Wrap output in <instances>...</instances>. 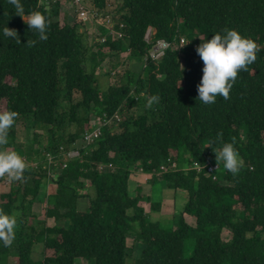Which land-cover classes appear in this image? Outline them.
Listing matches in <instances>:
<instances>
[{"label":"trees","instance_id":"obj_1","mask_svg":"<svg viewBox=\"0 0 264 264\" xmlns=\"http://www.w3.org/2000/svg\"><path fill=\"white\" fill-rule=\"evenodd\" d=\"M67 1L20 0L25 15L46 17L47 39L40 40L8 0H0V29L15 30L19 39L0 34V112L5 103V111L18 113L8 144L0 147L26 164L22 177L0 193V212L16 218L13 243L0 244V264L10 258L15 264H264V0H114L122 36L94 46L70 15L73 0ZM82 1L102 9L107 0ZM223 29L252 39L256 59L238 71L227 100L217 96L205 105L197 99L203 62L195 49ZM105 32L99 27L98 35ZM157 40L169 47L152 60ZM125 53L143 64L141 72L126 62L122 75L99 88L102 64L112 63L115 71ZM151 95L159 102L145 108ZM104 114L113 120L100 136L75 149L93 117ZM20 130L33 139L22 142ZM224 142L242 159L236 175L216 163L212 148ZM74 150L78 156L67 157ZM214 164L219 170L207 174ZM135 172L149 175L153 185L185 191L184 213L193 223L183 214L171 228L149 220L140 203L150 198L140 187L129 195ZM45 183L54 188L45 195L52 227L34 212ZM36 245L39 261L32 258ZM187 245L192 251L185 257Z\"/></svg>","mask_w":264,"mask_h":264},{"label":"clouds","instance_id":"obj_2","mask_svg":"<svg viewBox=\"0 0 264 264\" xmlns=\"http://www.w3.org/2000/svg\"><path fill=\"white\" fill-rule=\"evenodd\" d=\"M14 13L25 20L29 29L35 30L40 40L47 39V20L40 11H31L27 15L20 0H8ZM0 34L19 43L15 30L7 26L0 29ZM28 43V42H27ZM256 43L243 37L234 29H223L211 39L200 42L195 51L203 62L202 77L197 85V99L205 105L213 104L217 96L225 100L239 70L244 69L256 59ZM159 102L156 95L146 96L145 108ZM18 113L12 110L0 112V146L8 144V129L14 124ZM219 137V133L217 134ZM214 142L209 141V144ZM212 148V147H211ZM216 163H222L224 170L236 175L242 167V159L233 143L224 142L213 149ZM26 164L16 151L0 147V176L6 175L10 180H19ZM16 218L13 214L0 212V244L9 247L15 238Z\"/></svg>","mask_w":264,"mask_h":264},{"label":"rangeland","instance_id":"obj_3","mask_svg":"<svg viewBox=\"0 0 264 264\" xmlns=\"http://www.w3.org/2000/svg\"><path fill=\"white\" fill-rule=\"evenodd\" d=\"M65 1H66V2H64L65 4L70 5L69 3H67L69 1H67V0H65ZM106 3H109V5H111L110 13L114 14V9L118 3L114 0H107ZM84 6H86L85 3H84ZM72 10H74L73 7L69 10L71 12L70 15H72V17L75 20L76 19V13L72 12ZM62 22H65V20ZM99 24H100V21L90 22V20L87 22H84L83 24H80L79 29L81 32L86 33V35L88 36V38H86V40H88V43L90 45L94 46L97 43H99L96 41V38L98 37V30L100 27ZM151 33H153V32H151ZM151 33H150V35H151ZM148 35H149V33H148ZM146 40H149V37H147V34H146ZM155 42H154V44H155ZM154 44H153V46H154ZM153 46H152V48H153ZM152 48L150 49L149 52H152ZM128 55H129V53H125V54H122L118 58V66L116 67L115 71H112L113 70V68L111 67V65H113L112 63L110 65L107 64L106 62L104 64H102L103 71H101V76L99 77L100 78L99 79L100 80V84H99L100 87L99 88L104 90L109 84L113 83V81L116 79V75H122L123 74V67L126 64V62L128 63L127 66L129 67V69L131 71H133L134 73H140L141 72L143 64H141L140 62L130 61L128 58L129 57ZM181 63H182V61H181ZM109 72L111 73V75H108ZM8 81L10 82V80H8ZM5 106L6 105L4 103L1 107L2 112L5 111ZM103 116L107 117V115H105V114L102 115V117ZM101 118L93 117V120L101 119ZM93 120H91V122ZM103 127H101V129ZM38 133L42 134V131H38ZM32 137H33L32 133L28 134V132H25L24 130H20V132H19V139L22 142L25 140H31V139H33ZM85 145H87V143L84 140L82 141L80 139L77 141V144L75 145V149L81 148ZM75 156H78V152L76 150L67 154V157H75ZM192 166L195 167L194 163ZM62 167L65 168V165H63ZM103 168H105V167H103ZM198 168H199V166H198ZM218 170H216V171H218ZM207 174H210V173H207ZM9 182H10V179L6 175H3L2 178H0V193L9 191V186H8ZM138 185L139 186L141 185V195L144 197L150 198L148 202L143 201L140 203V206H142L144 211L148 214L149 220H151L153 222L159 221L164 228H171V225L175 224V222L179 218L180 214H183L184 220L186 222H188V224L193 223V219L191 217L185 215V213H184L185 203L188 199L185 191H183V190L172 191V190L167 189L164 184H160V183H156L155 185H153L151 183V177L149 175H146V174L143 175V180L139 181V179H138ZM49 186H50L49 183H45L42 186V188L40 190V195L38 197L39 198L38 203L35 204V211L34 212L41 218V220H44L48 226L52 227L54 224H56V222L53 219H48L45 217V213H46V209H47L45 195H47L48 192H53V190L49 189ZM139 186H136V182L133 183V181H130L129 195L131 197L135 196V194H136L135 190ZM157 203L161 204V207H160L161 209L158 210L159 209L158 208V209L152 211L151 205L157 204ZM78 205H79L80 210H85V208L87 206V201L85 199L80 200L78 202ZM221 238L223 241L226 242V241L230 240V235L226 230H223L221 232ZM127 245L129 247L131 245H133V238L132 237H129L127 239ZM34 249H35V252L32 254V258L36 261H39L42 258L41 245H36ZM191 251H192L191 247L187 245L186 250H185V254H184L185 257H188L191 254ZM15 263H16V260L13 258H10V260L8 261V264H15ZM76 264H84V263L82 260H77ZM127 264H132V261L127 260Z\"/></svg>","mask_w":264,"mask_h":264},{"label":"built area","instance_id":"obj_4","mask_svg":"<svg viewBox=\"0 0 264 264\" xmlns=\"http://www.w3.org/2000/svg\"><path fill=\"white\" fill-rule=\"evenodd\" d=\"M75 3V11H76V17L78 20H80V23H84L90 20L92 21H100L99 26L104 28L106 32L102 35H98L96 38V41L99 43H104L108 38L115 39V38H121L122 34L120 29L115 27V14L110 13L111 11V5L109 3H106V7L102 9H98L93 7L92 9L87 8L84 6V3L82 0H74ZM89 17V18H88ZM121 26V25H120ZM184 40H180V46L184 44ZM169 47V44L166 43L163 40H158L155 42L152 52H149V56L152 60H158L160 59L164 53L165 50ZM114 118V117H113ZM117 118V117H115ZM113 120L112 118H107L106 116H103L101 119H95L90 123V126L92 128L91 131L86 132L83 135V139L86 143H89L91 140L97 139L101 134V127L106 126L110 123V121ZM118 121V119H115ZM49 160L52 159L51 156H48ZM195 167L198 168V164L194 163ZM219 168L216 167H209L206 171L207 173L213 174L216 170Z\"/></svg>","mask_w":264,"mask_h":264},{"label":"crops","instance_id":"obj_5","mask_svg":"<svg viewBox=\"0 0 264 264\" xmlns=\"http://www.w3.org/2000/svg\"><path fill=\"white\" fill-rule=\"evenodd\" d=\"M143 175L145 174H142V173H138V172H135L133 173L130 178H129V181H128V190H129V184H130V181H133V183L136 182V186H139L138 185V179L139 181L143 180ZM147 175V174H146ZM141 188V185L139 186ZM49 189L53 190L54 191V188L52 187V185L50 184L49 186Z\"/></svg>","mask_w":264,"mask_h":264},{"label":"bare ground","instance_id":"obj_6","mask_svg":"<svg viewBox=\"0 0 264 264\" xmlns=\"http://www.w3.org/2000/svg\"><path fill=\"white\" fill-rule=\"evenodd\" d=\"M72 5L75 6V3L72 2ZM76 19H77V17H76ZM77 21L79 22L80 20L77 19ZM114 22H115V21H114ZM120 25H121V26H120ZM115 27L121 30V29H123L124 26H123V24H121V23L115 22ZM148 33H149V35H148ZM148 33H147V37H150V36H151V35H150L151 32H148ZM173 165H174V164H173ZM211 166H212V167H216V168H220V165H218V164H214V165H208V166L206 167V169H208V168L211 167Z\"/></svg>","mask_w":264,"mask_h":264}]
</instances>
